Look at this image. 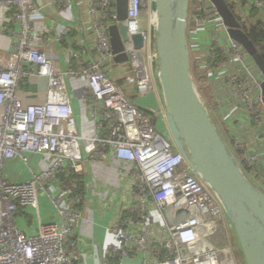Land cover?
Here are the masks:
<instances>
[{
	"label": "built area",
	"instance_id": "1",
	"mask_svg": "<svg viewBox=\"0 0 264 264\" xmlns=\"http://www.w3.org/2000/svg\"><path fill=\"white\" fill-rule=\"evenodd\" d=\"M228 1L240 16L245 7L264 10V0ZM128 2L123 41L129 58L117 62L109 34L118 22L116 0H0L1 30L12 38L0 55V264H81L91 236L81 226L92 223L87 167L110 169L108 185L95 174L99 200L110 208L106 264L230 261L229 247L221 245L230 233L225 208L176 145L166 107L134 100L160 88L151 43L156 14L153 0ZM148 12L152 25L144 19ZM191 19L198 30L214 28L204 64L225 74L230 105L240 107L241 121L231 123L232 150L243 168L264 166L263 77L210 0H192ZM49 20L56 22L53 38ZM138 33L140 48L132 39ZM37 79L47 81L44 99L24 100L20 88L37 87ZM13 158L26 164L29 179L4 177ZM249 174L264 188L261 177ZM42 193L60 221L28 235L17 226L19 209H39Z\"/></svg>",
	"mask_w": 264,
	"mask_h": 264
},
{
	"label": "water",
	"instance_id": "2",
	"mask_svg": "<svg viewBox=\"0 0 264 264\" xmlns=\"http://www.w3.org/2000/svg\"><path fill=\"white\" fill-rule=\"evenodd\" d=\"M192 0H153L156 22L151 43L157 57L153 67L166 105V122L178 148L200 177L216 193L238 237L246 264H264V189L240 165L229 143L211 117L192 75L189 18ZM231 39L243 46L255 62L263 81L264 56L250 39L228 0H210ZM128 0H116L117 20L109 28L115 60L129 56L123 41ZM51 21V20H50ZM54 26L56 22H51ZM136 48L144 44L141 33L132 36Z\"/></svg>",
	"mask_w": 264,
	"mask_h": 264
},
{
	"label": "crops",
	"instance_id": "3",
	"mask_svg": "<svg viewBox=\"0 0 264 264\" xmlns=\"http://www.w3.org/2000/svg\"><path fill=\"white\" fill-rule=\"evenodd\" d=\"M242 20L245 22L246 25H250L251 23L255 21H264V10H259L258 8H243V13L241 14ZM52 21H48L50 25V36L53 38L54 34L56 33L55 27L52 23ZM199 32H204L202 36L199 35L200 40L202 43H197V56L201 54L202 50L205 51V48L208 46L206 43L210 40L211 33L214 32V28L211 25H205L202 26L199 30ZM223 34V33H222ZM12 38L4 33L1 30V24H0V55L3 51L9 49L11 47ZM206 45V46H205ZM57 51V49H56ZM56 55L59 54V48L58 51L55 53ZM4 56H0V59ZM196 64L201 68V71L203 75L207 76V79L209 80V83L211 84L210 87L213 90V96L215 97V100L212 101V105L216 106L217 112L221 115L223 118H227L229 121V124L234 122L235 120L238 122L241 121L240 119V107L235 102L234 105H230L232 102V96L230 93V88L228 85H226V79L225 74L222 72H212L208 70L205 67L204 64V56H198L196 57ZM2 64L0 63V70H1ZM39 83V85L31 84L29 86H22L20 88V94L22 98L26 101H33V100H42L45 97V87L47 84V81L37 79L35 81ZM39 87V88H38ZM38 88V89H37ZM23 89V90H22ZM37 89V90H36ZM42 90V91H41ZM24 91V92H23ZM41 91V93H40ZM38 92V93H37ZM157 97H153L151 100L148 101L146 104H150L152 106L157 105H163L166 107L163 93L161 88L158 89ZM203 100V95H201ZM207 101V100H206ZM207 108L208 103H206ZM209 101V100H208ZM211 105V106H212ZM74 106L76 112L79 113V102L78 100H74ZM236 107V108H235ZM235 108V109H233ZM211 111V110H210ZM3 113V107L0 105V121L2 118ZM232 114L234 116H232ZM213 119L216 123H218L215 120V117L213 116ZM94 169V168H93ZM93 169L91 167H87V180L91 182V186L89 187L88 191V199L90 201L91 207L87 209V215L92 218L91 224H83L81 226V229H86L90 232L91 236L87 237L88 247L84 250V255L81 258V264H106L105 259V253L107 246L110 244V241L112 240V235L109 230V224H110V208L105 204H102V201L99 200L98 195V189L96 186V175L100 176L102 180H105V182L108 185V181H110V169L108 168H98L96 173L93 172ZM85 170V171H86ZM96 174V175H95ZM3 175L4 177L11 181V182H19L22 180L29 179L31 174L28 171V168L22 160L19 158H13L6 161L4 167H3ZM107 185L101 187L106 188ZM110 191V190H108ZM39 209H36L32 206L27 207H21L19 209L18 217H17V226L24 231L28 235L36 234L39 231L40 224H50L53 222H59V216L57 214V211L54 207V205L51 203L50 199L44 194L39 195ZM140 258H135L133 260H126V264H141ZM230 263V261L228 262Z\"/></svg>",
	"mask_w": 264,
	"mask_h": 264
},
{
	"label": "rangeland",
	"instance_id": "4",
	"mask_svg": "<svg viewBox=\"0 0 264 264\" xmlns=\"http://www.w3.org/2000/svg\"><path fill=\"white\" fill-rule=\"evenodd\" d=\"M144 19H145V22L148 23V25L153 24L152 15H150L149 12L144 15ZM189 33H190L189 42H190V50H191L192 75H193L196 87L199 90L200 94L203 95L204 99L206 98L207 101L206 100L204 101H206V103H208V107H210L211 111L209 110V108H208V111L210 112L211 117L212 118L213 116L215 117V120L220 124V129L228 133L230 137V135L233 133L234 127L231 124H229L227 118L221 117V115L217 112L215 108L216 106L211 104L212 101L215 100V97L212 94L213 90L210 87L211 84L209 83L207 76L203 75L201 68L198 66V64L195 63L197 62L196 57L201 56V55L206 56V52L202 50L201 54L197 56V52H196L197 47L195 44L198 43L199 35L202 36L204 32H199V30L197 29V25L193 19H191L190 24H189ZM156 73L158 72L156 71ZM156 94H157L156 91H154V93L144 98L134 97V100L137 104L143 106V105H146V103H148V101L151 100L153 97H155ZM232 116L234 115L232 114ZM231 140H232L231 142L232 145L235 144V147H236V143L233 141V139ZM87 172L88 171L86 170V173ZM229 224H230L229 236L226 240H221V245L227 244V246L229 247L228 251H229V256H230V259H229L230 262L232 261L233 264H246L236 232L230 221H229Z\"/></svg>",
	"mask_w": 264,
	"mask_h": 264
},
{
	"label": "trees",
	"instance_id": "5",
	"mask_svg": "<svg viewBox=\"0 0 264 264\" xmlns=\"http://www.w3.org/2000/svg\"><path fill=\"white\" fill-rule=\"evenodd\" d=\"M229 2V1H228ZM243 4L246 3V0H242ZM229 6L230 8L237 14V11H236V4L235 3H231L229 2ZM238 18L240 19V21L242 22V26L244 28V30L247 32L248 36L250 37V39L254 42V44L257 46L258 50L262 53V55L264 56V22L262 21H255L253 23H251L250 25H246L245 22L242 20V17L240 15H238ZM155 50V48H154ZM156 51V50H155ZM216 53L220 56H222V51L219 50V48H216ZM219 128V127H218ZM220 130V133L222 134V136L226 139V141L229 143L230 147L233 149V146H232V140L233 138H230L229 137V134L222 131L221 129ZM237 156V154H236ZM244 171L246 172V174L250 177V179L255 183L256 181L254 180V178L249 174L250 172H254V176H257V177H261L263 182H264V166H252V167H244L243 168ZM68 181V180H67ZM65 181V182H67ZM68 183V182H67ZM259 187L263 188L261 185L257 184ZM264 189V188H263Z\"/></svg>",
	"mask_w": 264,
	"mask_h": 264
},
{
	"label": "bare ground",
	"instance_id": "6",
	"mask_svg": "<svg viewBox=\"0 0 264 264\" xmlns=\"http://www.w3.org/2000/svg\"><path fill=\"white\" fill-rule=\"evenodd\" d=\"M229 262V261H228Z\"/></svg>",
	"mask_w": 264,
	"mask_h": 264
}]
</instances>
